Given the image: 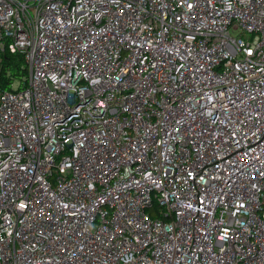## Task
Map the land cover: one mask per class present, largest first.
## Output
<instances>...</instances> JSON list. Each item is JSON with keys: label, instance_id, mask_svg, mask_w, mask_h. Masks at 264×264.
Returning <instances> with one entry per match:
<instances>
[{"label": "built area", "instance_id": "built-area-1", "mask_svg": "<svg viewBox=\"0 0 264 264\" xmlns=\"http://www.w3.org/2000/svg\"><path fill=\"white\" fill-rule=\"evenodd\" d=\"M0 264H264V0H0Z\"/></svg>", "mask_w": 264, "mask_h": 264}, {"label": "trees", "instance_id": "trees-1", "mask_svg": "<svg viewBox=\"0 0 264 264\" xmlns=\"http://www.w3.org/2000/svg\"><path fill=\"white\" fill-rule=\"evenodd\" d=\"M27 74V65L20 55L5 54L0 67V90L11 88L15 80H24Z\"/></svg>", "mask_w": 264, "mask_h": 264}]
</instances>
